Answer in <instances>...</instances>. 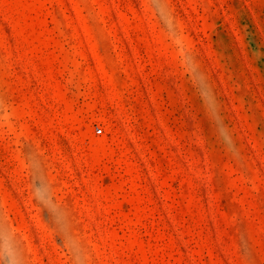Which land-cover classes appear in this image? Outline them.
<instances>
[{
  "label": "rangeland",
  "instance_id": "obj_1",
  "mask_svg": "<svg viewBox=\"0 0 264 264\" xmlns=\"http://www.w3.org/2000/svg\"><path fill=\"white\" fill-rule=\"evenodd\" d=\"M0 264H264V0H0Z\"/></svg>",
  "mask_w": 264,
  "mask_h": 264
},
{
  "label": "built area",
  "instance_id": "obj_2",
  "mask_svg": "<svg viewBox=\"0 0 264 264\" xmlns=\"http://www.w3.org/2000/svg\"><path fill=\"white\" fill-rule=\"evenodd\" d=\"M95 130H96V132H99V133L102 131V129L100 127H96Z\"/></svg>",
  "mask_w": 264,
  "mask_h": 264
}]
</instances>
